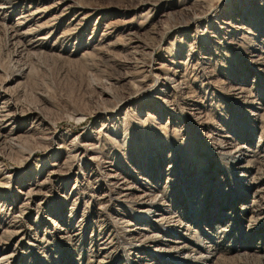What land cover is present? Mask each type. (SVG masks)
Returning a JSON list of instances; mask_svg holds the SVG:
<instances>
[{
  "label": "rangeland",
  "instance_id": "rangeland-1",
  "mask_svg": "<svg viewBox=\"0 0 264 264\" xmlns=\"http://www.w3.org/2000/svg\"><path fill=\"white\" fill-rule=\"evenodd\" d=\"M0 264H264V0H0Z\"/></svg>",
  "mask_w": 264,
  "mask_h": 264
}]
</instances>
